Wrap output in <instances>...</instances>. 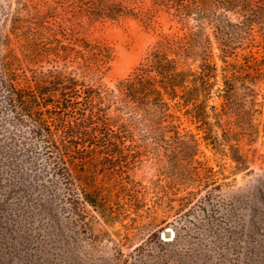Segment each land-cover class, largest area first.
Returning <instances> with one entry per match:
<instances>
[{
    "label": "trees",
    "instance_id": "trees-1",
    "mask_svg": "<svg viewBox=\"0 0 264 264\" xmlns=\"http://www.w3.org/2000/svg\"><path fill=\"white\" fill-rule=\"evenodd\" d=\"M31 8L27 37L0 35L2 239L26 242L23 225L36 223L41 242H66L64 228L86 225V206L103 219L118 215L119 195L134 208L150 195L166 214L225 207L214 201L221 160L247 171L240 139L264 135V0H37ZM161 15L169 32L125 77L103 84L114 54L88 38L91 28L134 18L156 29ZM145 162L155 171L149 186L133 178ZM225 226L226 240H236Z\"/></svg>",
    "mask_w": 264,
    "mask_h": 264
},
{
    "label": "rangeland",
    "instance_id": "rangeland-1",
    "mask_svg": "<svg viewBox=\"0 0 264 264\" xmlns=\"http://www.w3.org/2000/svg\"><path fill=\"white\" fill-rule=\"evenodd\" d=\"M35 3L37 0H0V35L24 34L27 37V27L33 25L35 18L31 12ZM158 22L160 27L156 29L147 28L134 18L119 23L96 24L91 28L88 38L106 44L114 54L110 69L101 80L103 84L110 86L125 77L147 48L156 42L159 34L169 32L172 23L167 17L161 15ZM259 121L255 116L254 123ZM240 147L249 165L247 171H235L233 163L221 160L220 178H224V186L214 201L225 207L202 210L192 205L166 214L156 207L150 195L137 208L128 205L133 200L130 195H119L116 199L125 207L116 209L118 215L103 219L99 212L86 206L82 214L86 225L74 223L64 228V234L71 236L66 242H41L44 231L36 223L23 225L21 233H24L26 242H11L0 236V263L264 264L263 133L255 131L250 136H242ZM201 151L209 165L220 170L210 149L202 148ZM154 172L145 162L133 173V178L149 186ZM211 217L215 221L209 226L203 225ZM225 217L232 221L216 222ZM160 221L165 223L160 224ZM237 223L240 224L236 226ZM226 224L227 228L233 227L236 240H226L223 236L225 230L222 229ZM219 233H222L217 236L219 239L214 238ZM27 238L31 243L27 244Z\"/></svg>",
    "mask_w": 264,
    "mask_h": 264
},
{
    "label": "water",
    "instance_id": "water-1",
    "mask_svg": "<svg viewBox=\"0 0 264 264\" xmlns=\"http://www.w3.org/2000/svg\"><path fill=\"white\" fill-rule=\"evenodd\" d=\"M167 234V233H166Z\"/></svg>",
    "mask_w": 264,
    "mask_h": 264
}]
</instances>
